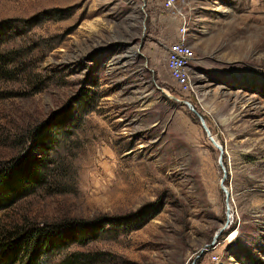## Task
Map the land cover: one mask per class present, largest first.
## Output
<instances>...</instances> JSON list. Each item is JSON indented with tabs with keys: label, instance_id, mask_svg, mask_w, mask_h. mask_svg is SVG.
<instances>
[{
	"label": "rangeland",
	"instance_id": "rangeland-1",
	"mask_svg": "<svg viewBox=\"0 0 264 264\" xmlns=\"http://www.w3.org/2000/svg\"><path fill=\"white\" fill-rule=\"evenodd\" d=\"M162 1L0 0V162L24 154L37 124L77 113L46 148L54 188L0 210V224L101 219L91 240L38 253L35 264L79 251L92 261L74 264H207L212 254L264 264V0L180 5H195L208 26L193 44L190 92L169 78L178 21ZM166 94L201 114L221 158L197 116ZM129 218L147 220L133 229Z\"/></svg>",
	"mask_w": 264,
	"mask_h": 264
},
{
	"label": "trees",
	"instance_id": "trees-1",
	"mask_svg": "<svg viewBox=\"0 0 264 264\" xmlns=\"http://www.w3.org/2000/svg\"><path fill=\"white\" fill-rule=\"evenodd\" d=\"M0 28H4V25H0ZM0 35V40H2V33ZM75 109L77 112L79 109L81 115L89 111L87 105L84 104L75 107ZM76 115V111L74 114L72 112L61 114L55 118L54 122L45 121L37 124L28 132L27 148L23 151L24 156L21 154L18 159H13V161L0 162V210L8 209L16 200L28 193L37 192L43 186H46V189L52 187V180L56 176L54 170L57 166H53L54 158H47L51 151L46 148L49 143H54L59 135H67V128L72 125L71 120L75 119ZM58 145L60 146V143ZM56 190L63 191L61 188ZM156 211L146 218L154 216ZM33 220L29 219L27 215H22L0 224V264H16L19 261H23L24 264H35L38 253L42 255L53 250H61L74 241L81 244L86 243L97 234V228L101 225V219L84 221L63 217L50 221L36 222ZM121 220V218H113L110 222L122 225L124 221L120 222ZM146 220L136 224L130 221L131 228H139ZM66 256L69 257L63 259L62 264L67 261L74 264L76 260L80 262L92 261L88 251H79V253L75 252Z\"/></svg>",
	"mask_w": 264,
	"mask_h": 264
},
{
	"label": "built area",
	"instance_id": "built-area-1",
	"mask_svg": "<svg viewBox=\"0 0 264 264\" xmlns=\"http://www.w3.org/2000/svg\"><path fill=\"white\" fill-rule=\"evenodd\" d=\"M186 0H163L162 5L165 10L170 11L173 15L181 18V25L177 30V35L166 49V68L169 78L183 92L192 90L190 80V67L195 61V52L193 47L188 43V37L191 33L188 31V19L185 10L180 7ZM192 34V33H191ZM218 256L212 254L207 264H217Z\"/></svg>",
	"mask_w": 264,
	"mask_h": 264
},
{
	"label": "crops",
	"instance_id": "crops-1",
	"mask_svg": "<svg viewBox=\"0 0 264 264\" xmlns=\"http://www.w3.org/2000/svg\"><path fill=\"white\" fill-rule=\"evenodd\" d=\"M186 2H187V0L184 3H186ZM186 8L187 9H184V10H185V13L187 14V19H188V31H190L192 33L191 35L189 34V36H187L188 37V43L192 47H193V44H195V45L196 44H204V42L207 40V38H206L207 36H203L204 35L203 33L207 32L208 26L206 25V23L203 22V20H201V18H200L201 16L198 15V12L196 10L195 5L188 2L186 4ZM168 19L169 20L176 19L178 21L176 32L174 33V37L172 39V40H174L177 33H178L177 30H178L179 26L181 25V18L178 15H173L172 18L168 15ZM196 60H197V58L195 56V61Z\"/></svg>",
	"mask_w": 264,
	"mask_h": 264
},
{
	"label": "water",
	"instance_id": "water-1",
	"mask_svg": "<svg viewBox=\"0 0 264 264\" xmlns=\"http://www.w3.org/2000/svg\"><path fill=\"white\" fill-rule=\"evenodd\" d=\"M135 52L138 53V49ZM139 55H141V54H139ZM157 89L160 90L161 92L165 93L164 90H162L161 88L157 87ZM166 95L168 97H171L175 102L185 105L189 110H191L197 116V118L199 119L200 124H201V126H202V128H203V130H204V132H205V134H206V136L208 138V140L214 145L215 148H217V150L219 151V156L221 158V156L223 154V147L221 146V144H219L217 142V140H215V138L211 134V132H210L208 126L206 125L205 120L203 119L201 114L194 108V106H192V104L189 101L178 99V98L172 96L171 94H166ZM224 179H225V171H224L223 176L221 178V188H222V190L224 192V196H225L226 200H228V198L230 196V192H229L228 188L223 185ZM227 211H229L228 205H227ZM221 230L222 229L220 228L218 230V232H216L214 234L212 240L210 241V244H209L210 246H215L217 244V237H218V235H219Z\"/></svg>",
	"mask_w": 264,
	"mask_h": 264
},
{
	"label": "bare ground",
	"instance_id": "bare-ground-1",
	"mask_svg": "<svg viewBox=\"0 0 264 264\" xmlns=\"http://www.w3.org/2000/svg\"><path fill=\"white\" fill-rule=\"evenodd\" d=\"M218 142V141H217ZM219 143V142H218ZM212 144V143H211ZM213 145V144H212ZM214 146V145H213Z\"/></svg>",
	"mask_w": 264,
	"mask_h": 264
}]
</instances>
